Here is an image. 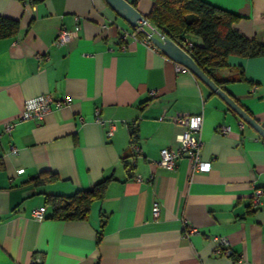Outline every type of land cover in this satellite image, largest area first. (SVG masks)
Masks as SVG:
<instances>
[{"label":"crops","instance_id":"1","mask_svg":"<svg viewBox=\"0 0 264 264\" xmlns=\"http://www.w3.org/2000/svg\"><path fill=\"white\" fill-rule=\"evenodd\" d=\"M127 1L143 15L151 6ZM205 1L239 16L234 28L243 35L264 41V0ZM0 16L19 23L15 36L0 39V264H264V137L244 121L240 127L222 98L147 46L106 0H0ZM75 25V36L54 43L59 29ZM217 77L264 126V55L229 56ZM42 93L52 99L49 112L17 122L24 101ZM65 95L69 104L57 105ZM179 114H202L208 172L192 171L184 157L172 170L159 164L161 148L178 146ZM8 122L15 124L6 132ZM39 174L48 179L35 185ZM104 177L112 178L85 219L49 217L47 195ZM255 188L262 189L257 204ZM39 206L45 217L35 219ZM214 236L227 238L230 254L216 252Z\"/></svg>","mask_w":264,"mask_h":264},{"label":"trees","instance_id":"2","mask_svg":"<svg viewBox=\"0 0 264 264\" xmlns=\"http://www.w3.org/2000/svg\"><path fill=\"white\" fill-rule=\"evenodd\" d=\"M150 1V9L144 15L149 24L181 46L197 66L218 85L221 79L217 77V71L227 65L229 56L264 55V41L248 38L236 30L234 23L240 17L232 12L205 0ZM18 30L19 23L16 19L0 16V39L13 37ZM243 79L241 75L239 80ZM241 107L251 115L247 109ZM130 134L131 142L136 141L137 128L134 124H130ZM132 166L130 161L124 162L128 171L132 170ZM2 167L3 162L0 159V169ZM53 175L50 173L49 179ZM111 178L104 177L94 185L77 189L69 195H47L44 204L50 206L49 217L61 220L85 219L91 202L102 197L106 183ZM46 179L48 178L39 174L33 178V183L42 185Z\"/></svg>","mask_w":264,"mask_h":264},{"label":"built area","instance_id":"3","mask_svg":"<svg viewBox=\"0 0 264 264\" xmlns=\"http://www.w3.org/2000/svg\"><path fill=\"white\" fill-rule=\"evenodd\" d=\"M79 29V25H75L72 30L61 28L58 31L57 37L54 40L55 44H63L70 40L72 36H75ZM135 33H143V42L152 48H156L152 43V36L158 37L161 41L167 36L159 32L155 27L151 26L147 19L139 21V26L135 27ZM168 38V37H167ZM181 47V46H180ZM182 48V47H181ZM176 68L179 71H189L182 65L176 63ZM52 99L48 93H42L37 96L28 98L24 101L20 114L17 116V122L29 120V119H42L43 116L49 112L50 103ZM70 102V96L65 95L62 99L56 101L57 105H66ZM96 120L100 121L99 110H95ZM173 121L184 127V130L176 135V142L178 146L176 148L163 147L159 151V164L168 170H172L175 167V160L178 157L186 158L191 166L192 171L208 172L211 168V162L204 160L200 155V128L202 123V114H179L173 118ZM15 122H8L4 125V131L8 132L12 129ZM239 126H243V121L239 120ZM114 128V122H110V130L108 134H111ZM221 133L228 132L227 126L220 127ZM131 150L136 153L139 149L135 141L130 143ZM15 150V149H13ZM132 164V161H130ZM262 193V189H253L251 200L254 204L259 202V196ZM160 212V205L157 202L153 203L152 215L154 218L158 217ZM32 216L35 219H42L45 217V206H39L32 209ZM185 230L188 233H193L196 228L186 226ZM213 239L217 242L216 252L228 255L230 250L228 248V240L224 236H214ZM38 258H34L31 263H37Z\"/></svg>","mask_w":264,"mask_h":264},{"label":"water","instance_id":"4","mask_svg":"<svg viewBox=\"0 0 264 264\" xmlns=\"http://www.w3.org/2000/svg\"><path fill=\"white\" fill-rule=\"evenodd\" d=\"M108 5L123 19L134 27L139 26V21L145 20L143 14H141L135 6L127 0H106ZM152 43L161 52L167 55L170 59L176 63L182 65L194 74L198 79L209 86L223 101L241 118L242 121L250 125L256 130L262 137H264V126H261L259 122L249 115L231 96H229L217 83L209 78L194 62L192 57L177 43L169 38H164L161 41L158 37L152 36Z\"/></svg>","mask_w":264,"mask_h":264}]
</instances>
